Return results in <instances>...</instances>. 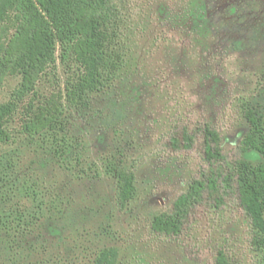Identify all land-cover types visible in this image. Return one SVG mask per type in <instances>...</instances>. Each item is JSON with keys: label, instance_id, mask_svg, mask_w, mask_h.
Returning <instances> with one entry per match:
<instances>
[{"label": "rangeland", "instance_id": "obj_1", "mask_svg": "<svg viewBox=\"0 0 264 264\" xmlns=\"http://www.w3.org/2000/svg\"><path fill=\"white\" fill-rule=\"evenodd\" d=\"M117 2L123 62L112 81L89 106L65 111L66 133L26 134V100L0 141V264H97L111 248L115 264H215L219 249L232 264H263L232 191L221 192L220 206L206 195L177 236L151 223L193 179L224 172L207 155L206 126L229 161L263 160L239 146L249 132L246 110L264 125V0ZM74 67L58 59L62 87ZM20 80L5 79L0 102ZM56 83L49 75L39 89L47 96ZM185 130L191 147L181 140ZM110 162L136 174L125 209Z\"/></svg>", "mask_w": 264, "mask_h": 264}, {"label": "trees", "instance_id": "obj_2", "mask_svg": "<svg viewBox=\"0 0 264 264\" xmlns=\"http://www.w3.org/2000/svg\"><path fill=\"white\" fill-rule=\"evenodd\" d=\"M121 19L117 0H0V88L8 76L21 77L10 99L0 102V141L9 140V125L26 100L22 124L26 134L51 131L58 137L66 133L65 111L89 106L91 94L101 91L121 68ZM58 59L75 64L63 87L57 78ZM49 75L57 81V89L45 96L39 84ZM245 117L249 132L239 152L255 150L263 160L256 165L242 157L229 161L221 150L218 133L206 126L207 155L215 161L222 160L224 172L193 179L170 212L154 217L151 228L177 236L206 195L220 206L224 205L221 192L232 191L251 220L252 244L264 264V125L262 117L250 109L245 111ZM181 140L186 147L194 142L187 130L182 132ZM106 171L116 179L117 202L120 209H125L136 192L135 171L115 162L107 164ZM116 256L115 248L107 249L97 264H115ZM215 264L232 262L219 249Z\"/></svg>", "mask_w": 264, "mask_h": 264}]
</instances>
